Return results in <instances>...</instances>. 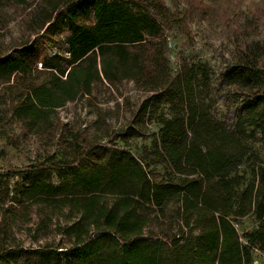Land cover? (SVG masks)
<instances>
[{
    "label": "trees",
    "instance_id": "trees-1",
    "mask_svg": "<svg viewBox=\"0 0 264 264\" xmlns=\"http://www.w3.org/2000/svg\"><path fill=\"white\" fill-rule=\"evenodd\" d=\"M177 19L165 0H0V137L15 125L53 149L19 169L28 184L10 202L0 195V264H253L264 252V39L248 23L232 64L185 60L174 73ZM124 82L142 95L124 98V123L98 108L86 128L63 122L69 105L95 106L98 86L123 96Z\"/></svg>",
    "mask_w": 264,
    "mask_h": 264
},
{
    "label": "rangeland",
    "instance_id": "rangeland-1",
    "mask_svg": "<svg viewBox=\"0 0 264 264\" xmlns=\"http://www.w3.org/2000/svg\"><path fill=\"white\" fill-rule=\"evenodd\" d=\"M165 1L178 18L174 30L167 33L169 59L174 73L179 70V66L185 60L189 63H208L215 70L232 64L235 43L244 33L248 23L254 24L247 28L251 35L250 40L264 39V0H193L195 1L193 6L187 3L190 0ZM20 20L21 18H17L10 22L7 34L5 30L3 31L6 36L2 38V41H5L6 45L20 36L22 29ZM256 27H258L257 30ZM49 51L54 53L56 49L52 48ZM120 89L123 96L115 93L111 95L106 87L98 86L95 91L97 97L95 106H90L85 99L77 104H71L60 112L63 122L72 123L80 119L83 127L86 128L97 119L98 108L103 114L109 115V123L114 125L118 114L121 116L120 123H122L124 98L130 96L133 102H138L142 95L132 82H124ZM219 89L220 85L217 83L214 91L218 102L216 112L220 118L227 120L232 117L234 107L220 100ZM117 103L121 106L120 112L117 109ZM6 129L9 135L6 138L0 137V195L4 197V193L9 192L7 201L10 202L16 189L28 184L26 179L29 176L26 173H20L19 169L41 164L48 155L46 151L52 152L53 149L52 147L45 149L35 138L24 136L15 125H10ZM93 132L91 130V134ZM104 143L108 144V141L105 140ZM144 144L150 146L151 142L150 140L145 143L133 142L132 152L140 155V149ZM52 181L58 183L56 174L52 176ZM257 225L256 220L250 217L241 221L237 229L240 234H243L253 231ZM20 233H18L19 239L23 240L25 246H37L33 243V238L29 236L26 238ZM252 257L253 264H264V252L254 249Z\"/></svg>",
    "mask_w": 264,
    "mask_h": 264
}]
</instances>
